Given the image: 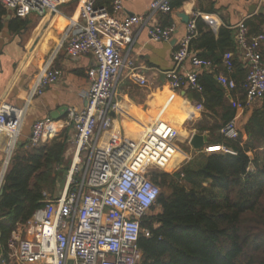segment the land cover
Masks as SVG:
<instances>
[{
  "label": "built area",
  "instance_id": "1",
  "mask_svg": "<svg viewBox=\"0 0 264 264\" xmlns=\"http://www.w3.org/2000/svg\"><path fill=\"white\" fill-rule=\"evenodd\" d=\"M103 1L81 0L78 18L69 19L64 39L67 53L76 59L91 55L95 60V66L87 73L90 85L87 105L83 110L69 109L62 121L47 119L33 125L30 147L72 128L76 152L61 194L59 189L54 193L43 192V206L12 233L7 244L12 264H142L139 242L142 236L150 237L142 222L151 214L160 195V189L147 175L153 170L174 174L182 168L177 161L178 133L164 119L155 121L138 141L110 139L106 145L100 144L101 138L114 129L113 114L120 110L117 97L122 77L127 73L141 86L147 84L130 57L135 43L134 28L147 29L153 42H171L176 32L175 24L151 23L157 15L173 13L172 0L153 1L143 16L129 14L125 0L101 4ZM0 3L20 18L31 13L61 14L53 0H0ZM196 37V23L190 21L187 34L173 52L174 68L163 73L175 92L202 93L201 71L217 68L191 49ZM235 39L236 55H224V70L218 73L217 80L227 91L237 88L230 78L237 56L248 70L245 102H238L237 109L251 110L264 102V61L260 51L264 36H251L247 24L242 22ZM188 62L191 70L185 69ZM62 76L59 69H46L33 84L31 98L42 95ZM27 108L0 105V133L5 136L3 153L7 165L18 148ZM220 134L238 140L241 131L237 120L225 124ZM202 152L235 154L223 145H207Z\"/></svg>",
  "mask_w": 264,
  "mask_h": 264
},
{
  "label": "trees",
  "instance_id": "2",
  "mask_svg": "<svg viewBox=\"0 0 264 264\" xmlns=\"http://www.w3.org/2000/svg\"><path fill=\"white\" fill-rule=\"evenodd\" d=\"M181 3L173 0L172 7ZM204 27L199 19V38L191 49L221 67L227 52L236 53L233 33L221 28L217 41ZM234 65L230 78L237 84L235 90L227 91L213 74L203 72V92L193 96L198 102L205 98L206 110L220 118V123L199 129L209 132L208 145H223L235 154L194 153L174 174L147 175L160 195L142 222L150 232L139 242L142 264H264V102L253 109L238 140L220 134L235 118L237 103L245 102L248 70L236 57ZM174 119L180 126L185 121L179 114ZM67 144L63 132L37 147H18L12 157L0 194V264H12L7 251L12 233L43 206V192H56L62 172L70 170Z\"/></svg>",
  "mask_w": 264,
  "mask_h": 264
},
{
  "label": "crops",
  "instance_id": "3",
  "mask_svg": "<svg viewBox=\"0 0 264 264\" xmlns=\"http://www.w3.org/2000/svg\"><path fill=\"white\" fill-rule=\"evenodd\" d=\"M153 1L155 0H125L124 7L131 15L143 16L148 13ZM53 2L57 5L60 15L40 16L31 13L25 18L16 16L0 3V105L28 107L18 145L25 146L26 149L30 147L32 128L37 121L47 119L62 121L66 119L69 109L83 110L86 107L90 87L87 73L95 66V60L91 55L77 59L71 57L64 43L69 19L78 18L81 0ZM181 2L178 8L172 7V14L157 15L151 22L152 25L161 26L175 24L176 32L171 42H153L147 29L134 28L135 43L131 48L130 57L134 60L139 73L147 79V84L141 86L127 73L122 77L117 97L120 110L113 114L114 129L101 138L100 144L104 146L110 139L138 141L143 132L155 121L164 119L178 133L177 161L183 167L194 153H198L190 146L193 135L208 137L209 132L201 133L199 129L220 123V118L206 110L205 98H202L201 102L194 98L193 94L196 91L175 92L163 75L174 68L173 52L187 34V24L180 15L184 14L190 21H195L196 26L197 21L202 20L205 25L204 32L211 30L217 41L221 28L230 30L237 51L236 32L242 22L251 23L252 27L248 26L251 36H264V0H181ZM108 3L109 0H105L101 4ZM198 38L197 28L195 39ZM193 51L197 56L201 53ZM260 51L264 61V41L261 43ZM227 53L235 54L232 50ZM48 68L61 70L63 76L58 83L45 89L42 95L31 98L33 84ZM185 69H192L189 62L185 64ZM223 70L222 62L221 67L217 66L214 71L202 70L200 74L203 72L213 74L217 80L218 73ZM228 97L231 99L230 94ZM260 105L261 103H258L255 107ZM198 107H202V110H198ZM255 107L251 110L237 109L234 119L237 120L241 132H244V127ZM178 114L185 120L181 126L174 119ZM63 132L68 143L66 158L69 160L68 157L71 155L72 165L76 152L75 131L68 128ZM246 139L244 135V140ZM180 140L187 144L189 151L181 148ZM4 143L5 136L0 133V191L9 168L3 153Z\"/></svg>",
  "mask_w": 264,
  "mask_h": 264
},
{
  "label": "water",
  "instance_id": "4",
  "mask_svg": "<svg viewBox=\"0 0 264 264\" xmlns=\"http://www.w3.org/2000/svg\"><path fill=\"white\" fill-rule=\"evenodd\" d=\"M180 18L183 20L184 23L188 24L190 19L189 17L185 16L184 14L180 15ZM208 145V137L206 135H200V134H194L193 137L190 140V146L195 152H202L203 149ZM69 175L68 171L62 172L60 181H59V194H61L62 190L65 187V183L67 180V177ZM3 191H0V194H2Z\"/></svg>",
  "mask_w": 264,
  "mask_h": 264
},
{
  "label": "rangeland",
  "instance_id": "5",
  "mask_svg": "<svg viewBox=\"0 0 264 264\" xmlns=\"http://www.w3.org/2000/svg\"><path fill=\"white\" fill-rule=\"evenodd\" d=\"M183 137V135H181L180 136V138H182ZM179 145L181 146V148L182 149H186V150H190V148L187 146V144L185 143V142H183V140H180L179 141ZM179 155H181V154H179ZM69 158V161H71V155L68 157ZM73 165V164H72ZM72 165L70 166V170H71V168H72ZM182 167V166H181ZM153 171H159V170H153ZM152 172V171H151ZM162 172H164V171H162ZM157 211H160V209H157Z\"/></svg>",
  "mask_w": 264,
  "mask_h": 264
},
{
  "label": "bare ground",
  "instance_id": "6",
  "mask_svg": "<svg viewBox=\"0 0 264 264\" xmlns=\"http://www.w3.org/2000/svg\"><path fill=\"white\" fill-rule=\"evenodd\" d=\"M177 156H178V154H177ZM76 161H78V160L76 159Z\"/></svg>",
  "mask_w": 264,
  "mask_h": 264
}]
</instances>
